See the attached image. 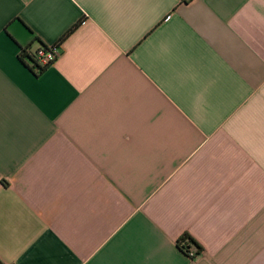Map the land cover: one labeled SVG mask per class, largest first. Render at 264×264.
Segmentation results:
<instances>
[{
	"label": "crops",
	"instance_id": "crops-1",
	"mask_svg": "<svg viewBox=\"0 0 264 264\" xmlns=\"http://www.w3.org/2000/svg\"><path fill=\"white\" fill-rule=\"evenodd\" d=\"M0 264H264V0H0Z\"/></svg>",
	"mask_w": 264,
	"mask_h": 264
},
{
	"label": "trees",
	"instance_id": "trees-1",
	"mask_svg": "<svg viewBox=\"0 0 264 264\" xmlns=\"http://www.w3.org/2000/svg\"><path fill=\"white\" fill-rule=\"evenodd\" d=\"M79 23L80 22H77L75 26L73 27V29L76 26H78ZM56 45H59V43H57ZM40 48L44 50H48L47 45L42 42H40V46L37 49H40ZM37 49L35 51H30V46L22 48L20 50V58L29 61L30 63H32L33 69L37 70L38 72H41L48 65H40L38 63V60L36 58ZM178 246L185 254H187L190 251V248L195 249L197 253L202 251V247L195 241V239L186 233L183 236H181V238L178 240Z\"/></svg>",
	"mask_w": 264,
	"mask_h": 264
},
{
	"label": "built area",
	"instance_id": "built-area-1",
	"mask_svg": "<svg viewBox=\"0 0 264 264\" xmlns=\"http://www.w3.org/2000/svg\"><path fill=\"white\" fill-rule=\"evenodd\" d=\"M47 48L48 50H44L41 48L37 49L36 58L40 65L52 64L53 62H55V60L59 57L61 53L60 45L51 44V45H47ZM187 255H189L190 257H193L195 256V252L190 250L187 253Z\"/></svg>",
	"mask_w": 264,
	"mask_h": 264
}]
</instances>
